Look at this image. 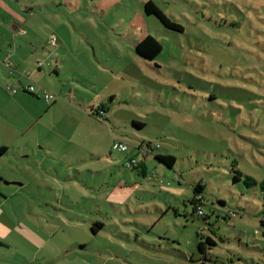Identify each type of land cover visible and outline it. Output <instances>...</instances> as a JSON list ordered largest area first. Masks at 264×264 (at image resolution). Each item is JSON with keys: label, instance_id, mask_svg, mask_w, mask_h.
Here are the masks:
<instances>
[{"label": "rangeland", "instance_id": "rangeland-1", "mask_svg": "<svg viewBox=\"0 0 264 264\" xmlns=\"http://www.w3.org/2000/svg\"><path fill=\"white\" fill-rule=\"evenodd\" d=\"M147 1L0 0V41H12L14 18L18 43L41 54L28 79L43 111L27 140L53 138L43 161L2 159L0 177L27 187L24 221L43 245L10 264H264V0H151L181 33L146 15ZM147 35L162 46L151 62L135 51ZM77 124L84 142L67 150L60 139ZM141 143L173 168L153 155L146 177L127 168L136 153L144 161ZM198 183L203 216L190 203Z\"/></svg>", "mask_w": 264, "mask_h": 264}, {"label": "crops", "instance_id": "crops-1", "mask_svg": "<svg viewBox=\"0 0 264 264\" xmlns=\"http://www.w3.org/2000/svg\"><path fill=\"white\" fill-rule=\"evenodd\" d=\"M14 20V18H10L7 21L8 24L12 25L13 32H15L12 41L10 42L9 39L7 42L0 41V67L2 68L0 69V148L6 149L4 155L0 156V161H2L0 162V176H2V163H4L2 159L8 156L10 150L12 153L19 152L21 159L29 160L40 157L43 161L45 154L42 150L45 142L48 141L49 146L52 147L53 141L51 134L47 137L36 134L31 142L27 140L28 126H31L34 120H38L43 111V108L39 107L36 101L42 99L44 93L41 88H35L34 94H27L25 88L33 83L24 74H28L29 78L31 77V70L35 68L41 54L37 47L31 49L26 44L18 43V37H24L20 40H26V33H23L17 23H13ZM6 26V22L0 19V36L9 38L8 33H5L8 32ZM27 42L29 45L32 43L30 39ZM5 61L11 62L14 66V72L11 76L8 75V69L4 65ZM5 74L9 77L7 81L4 77ZM6 84H15L16 91L11 94L5 92L4 86ZM54 106L58 107L57 100L53 102L52 107ZM66 106L75 109V106L68 104ZM82 115L87 119V125L90 126L92 124V120L89 119L91 116H86L85 113ZM80 124H77L69 134L73 137L60 139L63 143H70L67 150H76V147L82 146L80 142H84L82 134L85 133V126H79ZM0 179L8 183L5 185L0 182V264H10L7 262L10 257L21 254V250L28 244L34 247L36 253H38L37 250L42 249L43 245L25 224L27 215L21 206L26 202V198L21 193H25L27 187L19 183H9L2 177Z\"/></svg>", "mask_w": 264, "mask_h": 264}, {"label": "trees", "instance_id": "trees-1", "mask_svg": "<svg viewBox=\"0 0 264 264\" xmlns=\"http://www.w3.org/2000/svg\"><path fill=\"white\" fill-rule=\"evenodd\" d=\"M143 9H144V13L146 15L154 16L165 29L170 30V31H174V32H179V33L183 32V27L181 25L175 23L171 19H169L162 12V10L159 7H157L155 5V3H153V1L149 0V1L145 2ZM161 50H162V46L160 45V43L156 39H154L153 37H151L149 35L145 36L135 46V51H136L137 55L139 57H141L143 60L149 61V62L154 61L156 59V57L160 54ZM25 92L27 94L31 95V93L27 92L26 90H25ZM99 109L102 110V107L98 108V110ZM91 116L95 117V115L93 113H91ZM138 126H142V125L138 124ZM150 145H151V143H146V144L141 143V145L138 147L139 152L143 155L144 161L138 162L137 160H138L139 154L136 153L134 156H132L128 160V162H130L129 165H126L127 168H130V167L136 168L138 165L140 167V169L137 168L139 170V171H137V174L142 175L143 177L147 176L145 173V161H146L145 156H152L153 155V148H151ZM5 152H6L5 148H0V156L4 155ZM153 156H154V159L156 160V162L160 163L161 165L166 166L169 169H172L174 164H175V158L172 155L155 153ZM153 176H154V172L152 171L151 174L147 177V179L149 181H151ZM233 178H234L233 181H237L238 175H235ZM0 182L5 184V185H8V183L4 182L2 179H0ZM244 182L247 186L256 185L255 180H253L250 177H246ZM258 187H259V191H260L261 195L264 197V178L258 183ZM203 190H204V185L199 184V183L196 184L192 189L193 196H192V199L190 200V203L193 206L192 212L193 213L195 212L199 216H203L201 208H200V204L202 203ZM198 208H199V210H198ZM198 211H201V214H198ZM98 228H101L100 224H98L97 228L92 227L91 231L93 233H96ZM204 243L210 244L212 246L214 245V242L210 238L206 239V241ZM198 250L201 254H205V250H204L202 242H200L198 244ZM198 264H204V263L202 262V263H198ZM211 264H222V263H218L216 261H213Z\"/></svg>", "mask_w": 264, "mask_h": 264}, {"label": "built area", "instance_id": "built-area-1", "mask_svg": "<svg viewBox=\"0 0 264 264\" xmlns=\"http://www.w3.org/2000/svg\"><path fill=\"white\" fill-rule=\"evenodd\" d=\"M52 42H55V40L52 38ZM5 67L8 69L9 75H12V73L14 72V66L11 62L5 61L4 63ZM25 77L29 78L28 74H24ZM25 90L31 94H34L35 92V87L33 85H29L28 87L25 88ZM7 91H9L10 93H14L16 91V86H7ZM44 99L46 101L49 102L50 98L48 96V94L44 95ZM159 146L156 145L155 148H158ZM151 148H154L151 146ZM113 149L119 151V152H127L129 150V147L126 143H124L123 141H116ZM130 162H128V160L126 161V165H129ZM199 210V208H198ZM198 214H201V211H198Z\"/></svg>", "mask_w": 264, "mask_h": 264}]
</instances>
